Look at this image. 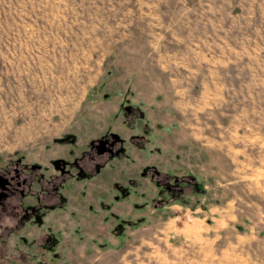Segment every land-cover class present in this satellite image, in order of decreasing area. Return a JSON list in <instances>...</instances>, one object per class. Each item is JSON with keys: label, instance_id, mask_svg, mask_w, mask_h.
I'll return each instance as SVG.
<instances>
[{"label": "rangeland", "instance_id": "1", "mask_svg": "<svg viewBox=\"0 0 264 264\" xmlns=\"http://www.w3.org/2000/svg\"><path fill=\"white\" fill-rule=\"evenodd\" d=\"M0 174V261L264 264V0H0Z\"/></svg>", "mask_w": 264, "mask_h": 264}, {"label": "flooded vegetation", "instance_id": "2", "mask_svg": "<svg viewBox=\"0 0 264 264\" xmlns=\"http://www.w3.org/2000/svg\"><path fill=\"white\" fill-rule=\"evenodd\" d=\"M12 185L13 180H8L7 177H4L2 174H0V204H2L3 201L11 194L13 188ZM18 185H20L19 182Z\"/></svg>", "mask_w": 264, "mask_h": 264}, {"label": "trees", "instance_id": "3", "mask_svg": "<svg viewBox=\"0 0 264 264\" xmlns=\"http://www.w3.org/2000/svg\"><path fill=\"white\" fill-rule=\"evenodd\" d=\"M186 180H188L189 182H195V179H193V177H190L189 179H186ZM184 182V181H183ZM184 185H186L185 183H182V186L183 187H181V188H176L175 186L174 187H172V186H170V188H168V190L169 191H171V192H175V193H181L182 192V190H183V188L185 187ZM4 260V259H3ZM10 259H7V260H4V261H0V263L1 264H4V262H6L5 264H9V262H11V261H9ZM42 260V259H41ZM40 259H39V261L36 263V264H44L43 263V261H41ZM41 262V263H40Z\"/></svg>", "mask_w": 264, "mask_h": 264}, {"label": "bare ground", "instance_id": "4", "mask_svg": "<svg viewBox=\"0 0 264 264\" xmlns=\"http://www.w3.org/2000/svg\"><path fill=\"white\" fill-rule=\"evenodd\" d=\"M25 112V111H24ZM26 113V112H25ZM29 113V112H28ZM31 115H32V113H31ZM31 117V116H30ZM13 118V117H12ZM33 118V117H32ZM10 120H11V118H10ZM15 120V119H14ZM34 121V120H33ZM34 123V122H33ZM9 124V123H8ZM10 125H11V123H10ZM10 129V128H9ZM31 132V131H30Z\"/></svg>", "mask_w": 264, "mask_h": 264}]
</instances>
